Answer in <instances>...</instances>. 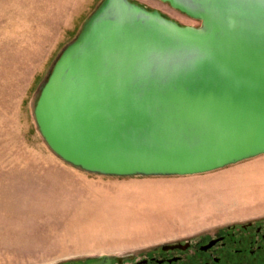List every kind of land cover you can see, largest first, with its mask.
<instances>
[{"label":"water","instance_id":"obj_1","mask_svg":"<svg viewBox=\"0 0 264 264\" xmlns=\"http://www.w3.org/2000/svg\"><path fill=\"white\" fill-rule=\"evenodd\" d=\"M160 1L199 25L101 0L56 58L32 113L64 163L101 176L179 177L264 155V0Z\"/></svg>","mask_w":264,"mask_h":264},{"label":"rangeland","instance_id":"obj_2","mask_svg":"<svg viewBox=\"0 0 264 264\" xmlns=\"http://www.w3.org/2000/svg\"><path fill=\"white\" fill-rule=\"evenodd\" d=\"M100 1L0 0V264L124 255L264 216V155L210 176L113 177L46 146L32 113L39 88ZM132 1L199 25L160 1Z\"/></svg>","mask_w":264,"mask_h":264},{"label":"flooded vegetation","instance_id":"obj_3","mask_svg":"<svg viewBox=\"0 0 264 264\" xmlns=\"http://www.w3.org/2000/svg\"><path fill=\"white\" fill-rule=\"evenodd\" d=\"M160 2L173 9L168 3ZM112 264H264V216L163 241L129 253L122 262L113 260Z\"/></svg>","mask_w":264,"mask_h":264},{"label":"crops","instance_id":"obj_4","mask_svg":"<svg viewBox=\"0 0 264 264\" xmlns=\"http://www.w3.org/2000/svg\"><path fill=\"white\" fill-rule=\"evenodd\" d=\"M224 169H225V168H224ZM221 170H222V169H221ZM221 170H217L216 172H219V171H221ZM214 172H215V171H214ZM214 172H213V173H214ZM216 172H215V173H216ZM210 175H212V173L207 174V175H204V176H210ZM199 229H200V228H199ZM199 229H198V230H189L188 232H186V230H185V231L183 230L181 233H182L183 236H185V235H190V236H191V235L197 234V233H199L201 230H203V229H201V230H199ZM204 229H207V228H204ZM187 237H188V236H187Z\"/></svg>","mask_w":264,"mask_h":264},{"label":"trees","instance_id":"obj_5","mask_svg":"<svg viewBox=\"0 0 264 264\" xmlns=\"http://www.w3.org/2000/svg\"><path fill=\"white\" fill-rule=\"evenodd\" d=\"M65 264H73V263H70V262H69V263H65Z\"/></svg>","mask_w":264,"mask_h":264}]
</instances>
